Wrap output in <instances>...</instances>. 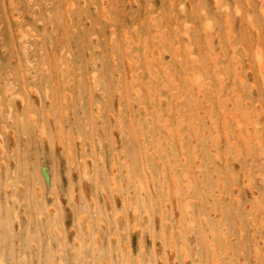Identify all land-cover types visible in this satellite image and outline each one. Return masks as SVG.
Segmentation results:
<instances>
[{"label":"rangeland","instance_id":"rangeland-1","mask_svg":"<svg viewBox=\"0 0 264 264\" xmlns=\"http://www.w3.org/2000/svg\"><path fill=\"white\" fill-rule=\"evenodd\" d=\"M0 0V264H264V0Z\"/></svg>","mask_w":264,"mask_h":264},{"label":"bare ground","instance_id":"bare-ground-1","mask_svg":"<svg viewBox=\"0 0 264 264\" xmlns=\"http://www.w3.org/2000/svg\"><path fill=\"white\" fill-rule=\"evenodd\" d=\"M77 1V0H63V4L65 6V15L67 16V22L66 23H69L70 22V16L73 15L74 13V8H73V5H74V2Z\"/></svg>","mask_w":264,"mask_h":264}]
</instances>
